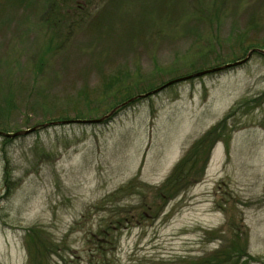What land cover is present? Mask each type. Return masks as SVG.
<instances>
[{
	"label": "rangeland",
	"instance_id": "1",
	"mask_svg": "<svg viewBox=\"0 0 264 264\" xmlns=\"http://www.w3.org/2000/svg\"><path fill=\"white\" fill-rule=\"evenodd\" d=\"M53 1L0 0V102L13 104L2 132L98 119L127 96L264 46V0ZM224 117L201 180L159 199L190 145ZM9 140L0 137V264H31L30 229L53 245L49 264H196L235 237L258 260L237 264H264L259 53L133 101L107 122Z\"/></svg>",
	"mask_w": 264,
	"mask_h": 264
},
{
	"label": "trees",
	"instance_id": "2",
	"mask_svg": "<svg viewBox=\"0 0 264 264\" xmlns=\"http://www.w3.org/2000/svg\"><path fill=\"white\" fill-rule=\"evenodd\" d=\"M61 2H64L66 0H60ZM72 0H69V3ZM54 3L55 0L53 1ZM64 6V4H62ZM75 7V6H74ZM76 8V7H75ZM64 12L62 7L57 6L55 10L53 11V17L54 18H59L61 17V14ZM62 18V17H61ZM201 21V20H200ZM262 45H248L249 48H262L264 50V46L260 47ZM245 48L243 49V51ZM246 51V50H245ZM186 76V75H184ZM181 77V76H180ZM179 78V77H177ZM164 83H161L159 86L163 85ZM158 86V87H159ZM154 88L149 89L147 92L152 91ZM4 90V99H13L14 96L16 95V91H10V90ZM144 93H147L143 91ZM141 94H144V93ZM139 95V94H137ZM135 95V96H137ZM134 96H127L124 98L121 102L118 104H115L111 109L115 108L119 104L123 103L124 101L132 98ZM13 104L10 102H0V119L2 117L5 118V116L8 114V110H12ZM110 109V110H111ZM109 110V111H110ZM227 117V116H226ZM226 117H224L220 122H218L215 126L210 128L207 132H205L201 137H199L197 140H195L178 163L172 168L171 172L169 173V176L165 179L164 183L157 188V193L156 195L159 197L161 200H171L177 196H179L185 188L191 187L195 184H197L203 175V171L206 165V160L208 158L209 151L213 148V146L224 139L225 135V129H226ZM80 118V117H78ZM59 119V118H58ZM47 120H44L45 123H49ZM42 124H38L36 126H39ZM33 126V127H36ZM31 127V128H33ZM1 130L5 131L4 128H0ZM30 129V128H29ZM9 139L3 138V143L9 142ZM207 157V158H206ZM6 163V161H5ZM10 179H11V174L8 171V169H4L3 172V184L5 186V191L6 192H11L12 191V186L10 185ZM8 195V194H7ZM28 234H31L32 242H30L29 247H30V263L31 264H49V257L52 256L53 252V245L46 240H44L43 237L39 235L38 232H36L33 229H30ZM238 237H235V242L234 240L231 242L232 246L231 248L225 252H216L215 255L213 256H206L203 257L199 260H197L196 264H237L239 261L244 258V261H249V262H258V260L252 259L246 255L245 248H241V245H239V239ZM237 243V244H236ZM244 246V245H243ZM243 252L244 255H238L237 253ZM56 252V251H55ZM227 254V255H226ZM220 259L223 260V262L220 261Z\"/></svg>",
	"mask_w": 264,
	"mask_h": 264
},
{
	"label": "water",
	"instance_id": "3",
	"mask_svg": "<svg viewBox=\"0 0 264 264\" xmlns=\"http://www.w3.org/2000/svg\"><path fill=\"white\" fill-rule=\"evenodd\" d=\"M254 52L255 53H259L260 55L264 56V51L263 50L252 49V50H250L247 53L246 57L243 60L236 61V62H233V63H230V64H225V65H222L220 67L207 69V70L195 73L193 75H188L186 77H181V78H178V79L171 80V81L165 83L164 85H162V86H160V87H158V88H156V89H154V90H152V91H150L148 93H145V94H142V95H137V96L125 101L124 103L118 105L117 107L112 109L108 114L104 115L101 118L92 119V120H67V121L49 122V123H44V124H42L40 126L33 127L31 129H27V130H24V131H18V132H14V133H5V132H1L0 131V137L6 138V139H13V138H16V137H19V136H22V135H28V134L34 132L35 130H37L38 128H46L48 126H56V125H60V124L61 125H67V124H87V125L100 124V123L108 120L118 109L128 105L129 103H131V102H133V101H135L137 99L146 98V97H148L150 95L156 94V93L160 92L161 90H163L164 88L168 87L169 85H172V84L180 82V81H184V80H187V79H190V78H193V77L203 76V75L208 74V73L219 72V71L231 68V67L239 66L242 63L246 62L248 60V58L250 57V55L252 53H254Z\"/></svg>",
	"mask_w": 264,
	"mask_h": 264
}]
</instances>
